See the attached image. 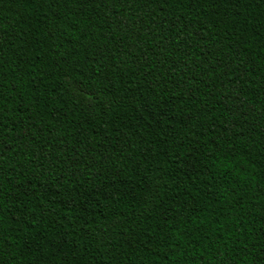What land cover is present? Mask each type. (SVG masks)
<instances>
[{
  "label": "trees",
  "instance_id": "obj_1",
  "mask_svg": "<svg viewBox=\"0 0 264 264\" xmlns=\"http://www.w3.org/2000/svg\"><path fill=\"white\" fill-rule=\"evenodd\" d=\"M0 264H264V0H0Z\"/></svg>",
  "mask_w": 264,
  "mask_h": 264
}]
</instances>
